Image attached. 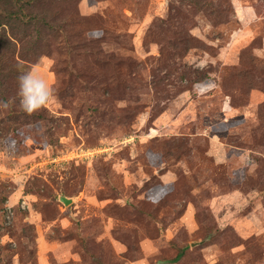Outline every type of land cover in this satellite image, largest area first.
Returning <instances> with one entry per match:
<instances>
[{
    "label": "rangeland",
    "instance_id": "rangeland-1",
    "mask_svg": "<svg viewBox=\"0 0 264 264\" xmlns=\"http://www.w3.org/2000/svg\"><path fill=\"white\" fill-rule=\"evenodd\" d=\"M0 264H264V0H0Z\"/></svg>",
    "mask_w": 264,
    "mask_h": 264
},
{
    "label": "water",
    "instance_id": "water-1",
    "mask_svg": "<svg viewBox=\"0 0 264 264\" xmlns=\"http://www.w3.org/2000/svg\"><path fill=\"white\" fill-rule=\"evenodd\" d=\"M64 204H68L69 202H70V199H67V198H65V197H60L59 198Z\"/></svg>",
    "mask_w": 264,
    "mask_h": 264
},
{
    "label": "clouds",
    "instance_id": "clouds-1",
    "mask_svg": "<svg viewBox=\"0 0 264 264\" xmlns=\"http://www.w3.org/2000/svg\"><path fill=\"white\" fill-rule=\"evenodd\" d=\"M28 110L31 111L32 110L31 107H28Z\"/></svg>",
    "mask_w": 264,
    "mask_h": 264
},
{
    "label": "trees",
    "instance_id": "trees-1",
    "mask_svg": "<svg viewBox=\"0 0 264 264\" xmlns=\"http://www.w3.org/2000/svg\"><path fill=\"white\" fill-rule=\"evenodd\" d=\"M20 16H21V15H20ZM180 254H181V252H180ZM180 254H178V255H177V257H179V256H180Z\"/></svg>",
    "mask_w": 264,
    "mask_h": 264
}]
</instances>
